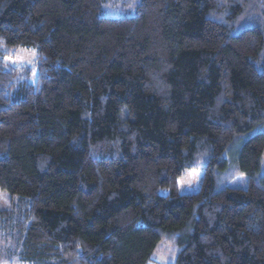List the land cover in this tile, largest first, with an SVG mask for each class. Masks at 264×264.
<instances>
[{"label": "trees", "instance_id": "1", "mask_svg": "<svg viewBox=\"0 0 264 264\" xmlns=\"http://www.w3.org/2000/svg\"><path fill=\"white\" fill-rule=\"evenodd\" d=\"M0 189L21 264H264V0H0Z\"/></svg>", "mask_w": 264, "mask_h": 264}, {"label": "rangeland", "instance_id": "2", "mask_svg": "<svg viewBox=\"0 0 264 264\" xmlns=\"http://www.w3.org/2000/svg\"><path fill=\"white\" fill-rule=\"evenodd\" d=\"M130 14L131 12L126 13V15ZM116 15L118 17L124 16L122 13H117ZM37 57L38 53L36 49H21L15 56L8 57L5 62L8 68L13 69H22L28 67L31 68V66H33L29 80L30 82L34 83L37 81L38 77L37 67L34 66ZM203 177V168L186 170L184 175L178 180L179 191L182 194L197 193L201 188ZM247 185L248 180L244 175H239L228 183V186L233 188H246ZM11 200L12 196L0 189V210L7 209L12 203H10ZM5 244V242H0V264H21L16 259L12 258V260H10L9 258L5 257L3 253ZM176 257L177 252L174 250V248L169 244H163L153 256V261L154 264H173L176 261Z\"/></svg>", "mask_w": 264, "mask_h": 264}]
</instances>
